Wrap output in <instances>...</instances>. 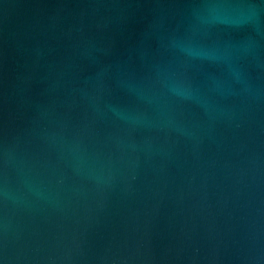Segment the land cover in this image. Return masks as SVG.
<instances>
[{"label":"water","instance_id":"1","mask_svg":"<svg viewBox=\"0 0 264 264\" xmlns=\"http://www.w3.org/2000/svg\"><path fill=\"white\" fill-rule=\"evenodd\" d=\"M0 264H264V0H0Z\"/></svg>","mask_w":264,"mask_h":264}]
</instances>
